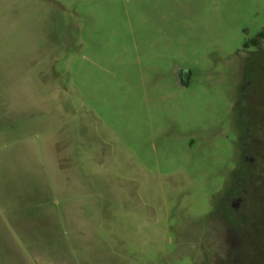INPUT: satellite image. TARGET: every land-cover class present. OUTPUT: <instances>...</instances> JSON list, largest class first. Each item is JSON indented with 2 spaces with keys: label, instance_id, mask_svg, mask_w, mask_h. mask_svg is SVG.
<instances>
[{
  "label": "rangeland",
  "instance_id": "374dc122",
  "mask_svg": "<svg viewBox=\"0 0 264 264\" xmlns=\"http://www.w3.org/2000/svg\"><path fill=\"white\" fill-rule=\"evenodd\" d=\"M263 100L264 0H0V264L242 261Z\"/></svg>",
  "mask_w": 264,
  "mask_h": 264
},
{
  "label": "trees",
  "instance_id": "16d2710c",
  "mask_svg": "<svg viewBox=\"0 0 264 264\" xmlns=\"http://www.w3.org/2000/svg\"><path fill=\"white\" fill-rule=\"evenodd\" d=\"M256 106L247 104L240 147L244 157L242 168L236 173L238 186L244 187L245 194L234 196L237 197L234 200L239 203V211L232 207L228 210V217L239 236L240 257L243 259L236 264H260L257 259L264 258V250L258 249L260 244L264 249V100L258 110ZM248 156L250 161H247ZM235 255L236 252L233 259Z\"/></svg>",
  "mask_w": 264,
  "mask_h": 264
},
{
  "label": "flooded vegetation",
  "instance_id": "af4514ba",
  "mask_svg": "<svg viewBox=\"0 0 264 264\" xmlns=\"http://www.w3.org/2000/svg\"><path fill=\"white\" fill-rule=\"evenodd\" d=\"M252 45H254V46H258V44H257V41L255 40V41H253L252 43H251ZM247 47L246 48H248V45H246ZM260 55V54H259ZM262 61H263V59H262Z\"/></svg>",
  "mask_w": 264,
  "mask_h": 264
},
{
  "label": "water",
  "instance_id": "95a60500",
  "mask_svg": "<svg viewBox=\"0 0 264 264\" xmlns=\"http://www.w3.org/2000/svg\"><path fill=\"white\" fill-rule=\"evenodd\" d=\"M183 74H184V73H182L178 78H179V79H183ZM184 85H185V84H184ZM236 210H237V209H236Z\"/></svg>",
  "mask_w": 264,
  "mask_h": 264
}]
</instances>
